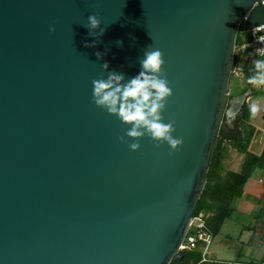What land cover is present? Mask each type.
<instances>
[{"label": "water", "instance_id": "water-1", "mask_svg": "<svg viewBox=\"0 0 264 264\" xmlns=\"http://www.w3.org/2000/svg\"><path fill=\"white\" fill-rule=\"evenodd\" d=\"M241 24H264L263 0H0V264L182 261ZM151 49L173 90L163 122L184 140L171 156L148 136L131 151L118 140L130 126L92 102L102 63L130 79Z\"/></svg>", "mask_w": 264, "mask_h": 264}, {"label": "clouds", "instance_id": "clouds-1", "mask_svg": "<svg viewBox=\"0 0 264 264\" xmlns=\"http://www.w3.org/2000/svg\"><path fill=\"white\" fill-rule=\"evenodd\" d=\"M83 26L90 36L99 38L104 34L105 29L101 28V20L96 14L88 15L87 23ZM97 29L100 31L96 32ZM49 31L55 32V25H50ZM85 46L93 47L95 41ZM96 56L101 59L102 53L97 52ZM164 64L161 50H146L140 60L141 70L136 76L126 79L123 73L108 71L109 65L104 62L101 68L107 71V78L101 76L92 80V102L97 108L116 116L125 126H130L118 140L127 144L133 152L140 150L139 141L145 136L154 142L155 148L167 143L170 156L183 146V138L173 136L175 122H163L162 113L166 110L167 99L173 95L163 71ZM129 139L133 142L129 143Z\"/></svg>", "mask_w": 264, "mask_h": 264}, {"label": "trees", "instance_id": "trees-1", "mask_svg": "<svg viewBox=\"0 0 264 264\" xmlns=\"http://www.w3.org/2000/svg\"><path fill=\"white\" fill-rule=\"evenodd\" d=\"M251 32L244 30L243 24L240 25L236 46L242 41L249 39ZM240 63L243 65L249 82L257 80L264 69V57H257L253 52L247 50L243 53H235L234 66ZM240 115L227 123L224 118L221 125L220 134L208 171V178L197 203L195 213L200 211L211 212L212 215L207 220L211 230L218 227L225 216L228 215L231 203L235 197L242 192V187L249 177L252 168L256 165L264 164V150L261 155L247 154V158L242 163L239 172L223 171V160L228 150L227 144L232 145L239 152H246L255 132V127L249 122L251 110L245 102L239 111ZM226 123V129H223ZM201 260V254L197 250H184L182 261L173 259L170 264H193Z\"/></svg>", "mask_w": 264, "mask_h": 264}, {"label": "crops", "instance_id": "crops-1", "mask_svg": "<svg viewBox=\"0 0 264 264\" xmlns=\"http://www.w3.org/2000/svg\"><path fill=\"white\" fill-rule=\"evenodd\" d=\"M236 66L243 68L240 63ZM241 77H246L244 69ZM251 124L255 132L246 152H241L243 156L249 153L261 155L264 150V128ZM227 171L235 170L223 168L222 173ZM212 232L214 239L209 248L210 260H199L193 264H264V164L252 168L241 194L232 201L228 215ZM193 250L201 254L203 249L199 245Z\"/></svg>", "mask_w": 264, "mask_h": 264}, {"label": "built area", "instance_id": "built-area-1", "mask_svg": "<svg viewBox=\"0 0 264 264\" xmlns=\"http://www.w3.org/2000/svg\"><path fill=\"white\" fill-rule=\"evenodd\" d=\"M248 32H251L250 38L237 45L235 51L238 53H243L247 50H250L257 57H264V24L256 26ZM232 73L242 76V66H234L233 64ZM211 215L212 213L208 211H200L197 214H194L189 223V227L182 245L180 246V249L182 250H193L200 245L203 249L200 262L210 260L208 254L209 248L214 239V234L208 226L207 220Z\"/></svg>", "mask_w": 264, "mask_h": 264}, {"label": "rangeland", "instance_id": "rangeland-1", "mask_svg": "<svg viewBox=\"0 0 264 264\" xmlns=\"http://www.w3.org/2000/svg\"><path fill=\"white\" fill-rule=\"evenodd\" d=\"M248 80L249 79H247L246 77L242 78L241 76L232 73L229 83V96H233L238 93H247L248 95H250L248 102L246 100V103L251 110V117L249 119V122L258 127L264 128V69L260 73V76L255 83L251 84V82H249ZM227 123H230L229 120H227ZM223 129H226V123H224ZM254 146L255 148H257L256 143ZM227 148L228 150L223 160V168L225 170L234 168L235 171H239L241 169V162L243 163L248 155L246 154L243 156L241 152H239L230 144H227ZM256 174L257 173H255L254 175Z\"/></svg>", "mask_w": 264, "mask_h": 264}, {"label": "flooded vegetation", "instance_id": "flooded-vegetation-1", "mask_svg": "<svg viewBox=\"0 0 264 264\" xmlns=\"http://www.w3.org/2000/svg\"><path fill=\"white\" fill-rule=\"evenodd\" d=\"M240 93L238 94H235L233 96H229V101H232V111L231 112H228L224 118H226V120H229V122H233L234 119H236V117L238 115H240L239 111L241 110L243 104L246 102H244L242 105H241V108L239 110L236 111V106H237V102H238V99L236 98L237 95H239ZM236 104V105H235Z\"/></svg>", "mask_w": 264, "mask_h": 264}]
</instances>
